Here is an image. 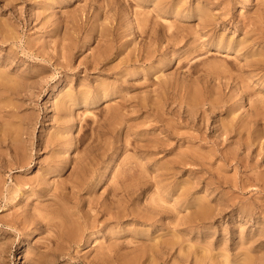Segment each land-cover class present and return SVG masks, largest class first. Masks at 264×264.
Masks as SVG:
<instances>
[{
  "label": "rangeland",
  "instance_id": "1",
  "mask_svg": "<svg viewBox=\"0 0 264 264\" xmlns=\"http://www.w3.org/2000/svg\"><path fill=\"white\" fill-rule=\"evenodd\" d=\"M247 256L264 264V0H0V264Z\"/></svg>",
  "mask_w": 264,
  "mask_h": 264
},
{
  "label": "bare ground",
  "instance_id": "2",
  "mask_svg": "<svg viewBox=\"0 0 264 264\" xmlns=\"http://www.w3.org/2000/svg\"><path fill=\"white\" fill-rule=\"evenodd\" d=\"M246 2L248 1V0H245ZM146 21V20H145ZM7 39V38H6ZM90 41V36H88L87 37V42H89ZM49 112V110L47 111H45V115L47 114ZM255 115H260V114H258V113H256ZM116 116H117V114H116V112H112V114H111V118L112 119H114V118H116ZM254 123V122H253ZM243 127V126H242ZM212 130H213V127H212ZM216 130V129H215ZM226 130H228V128L227 127H223L222 128V131L223 132H226ZM215 133V132H214ZM242 136V135H241ZM225 140V139H224ZM59 139L57 138V137H54V138H52L51 139V144H53V145H58L59 143ZM73 140L72 139H70L69 140V143H68V145H67V147L65 148V152L66 153H69V152H71V150L73 151L74 149H75V146L73 145ZM238 143V142H237ZM246 143V142H245ZM252 147V146H251ZM12 151H13V163H15V164H19V166H27L29 163H30V161L28 160V156H26V154L23 152V146H22V142H21V139L19 138V131L18 130H15V135H14V139H13V144H12ZM247 154V153H246ZM54 159H56L55 161H54V163L55 164H61V162H62V160L61 159H59L58 157H55ZM247 159H248V157H247ZM12 163L11 162H8V166L9 165H11ZM250 166V165H249ZM76 179H74L73 180V185H72V188H78L81 184H82V182H81V180L79 179V178H77V177H75ZM28 185V181H25V179H21V178H18L17 180H16V186H15V188H14V191H16V193H17V191H20V187L21 186H25V185ZM238 184V183H237ZM236 186V185H235ZM71 194H74V191H72L71 190ZM3 195H4V193H3ZM59 197V198H58ZM67 197H69L67 194H65V193H61V192H59V193H57L56 194V196H55V198H57V199H65L66 200V198ZM4 200V199H3ZM46 207L47 206H45V207H42V209L44 208V209H46ZM58 207V209H60V212H63V216H64V218H65V220H67L68 221V219L70 218V214L68 215H66L65 214V209L63 208V206H57ZM63 208V209H62ZM107 209V207H104V209H102V210H100V213L101 212H103L104 210H106ZM58 210H56V211H49V210H47L46 211V215H45V217H43V219H45L46 221H50V220H53V219H55V218H61L62 217V214H60V212L58 213L57 212ZM106 211H108V210H106ZM105 215H109L107 212H103ZM66 215V216H65ZM71 219V218H70ZM36 220V219H35ZM94 220V219H93ZM19 224L20 225H22V226H25V222H23L22 220H19ZM55 225H57V224H55ZM70 226H69V228H68V232H67V238L69 237V238H71V239H73V238H77L78 240L80 239V238H82V235H83V233H82V230L79 228V226H76L75 224H69ZM109 250L111 251V248H109ZM104 255L105 254H103V253H101L100 254V257H99V259H98V261L100 260L101 262L102 261H104L103 259H104ZM19 260H21V257L19 258ZM99 261V262H100ZM251 262H252V260H251V258H249V256H247V257H245V259H244V261H243V263L242 264H251ZM97 263V261H95L94 262V264H96ZM134 262H133V260L131 261V262H129L128 264H133Z\"/></svg>",
  "mask_w": 264,
  "mask_h": 264
}]
</instances>
